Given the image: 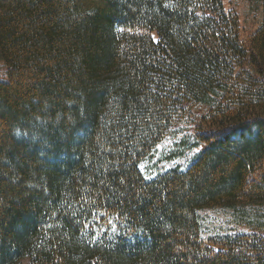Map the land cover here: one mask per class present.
<instances>
[{"label": "trees", "instance_id": "1", "mask_svg": "<svg viewBox=\"0 0 264 264\" xmlns=\"http://www.w3.org/2000/svg\"><path fill=\"white\" fill-rule=\"evenodd\" d=\"M256 1L0 0V264H264Z\"/></svg>", "mask_w": 264, "mask_h": 264}, {"label": "rangeland", "instance_id": "2", "mask_svg": "<svg viewBox=\"0 0 264 264\" xmlns=\"http://www.w3.org/2000/svg\"><path fill=\"white\" fill-rule=\"evenodd\" d=\"M226 10H234L241 21L243 27V35L251 32L261 20V5L256 0H223ZM162 148V144L159 145ZM158 156L155 157L156 162Z\"/></svg>", "mask_w": 264, "mask_h": 264}]
</instances>
